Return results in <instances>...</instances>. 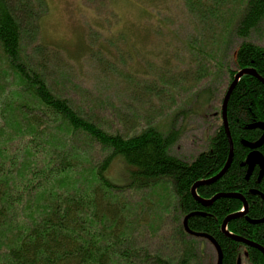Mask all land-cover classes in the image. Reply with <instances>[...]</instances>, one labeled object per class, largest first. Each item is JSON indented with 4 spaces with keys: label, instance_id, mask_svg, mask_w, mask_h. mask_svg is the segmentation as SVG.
<instances>
[{
    "label": "trees",
    "instance_id": "1",
    "mask_svg": "<svg viewBox=\"0 0 264 264\" xmlns=\"http://www.w3.org/2000/svg\"><path fill=\"white\" fill-rule=\"evenodd\" d=\"M129 1L141 10L140 41L113 50L140 52L163 69L171 58L184 66L198 42L215 48V57L234 42L229 59L235 69L228 66L227 85L244 67L264 79V47L247 40L263 22L264 0ZM45 6L44 0H0V264H192L194 236L184 231L180 216L171 220L166 212L172 196L182 217L190 213L188 227L218 243L221 264H236L243 251L245 262L264 264L257 247L221 231L222 220L242 207L240 199L224 196L204 206L191 195L196 181L216 174L226 162L229 142L222 124L191 160L168 152L174 131L164 135L153 126L127 136L109 131L93 114L110 110L112 117L113 107L83 101L70 90L78 85L48 77L54 70L50 63L55 67L62 59L48 48L54 46L41 42ZM97 30L88 33L87 45L83 35L77 55L113 65L106 57L113 40L106 37L114 33L101 37ZM256 121L264 122V84L243 75L227 104L231 162L223 175L197 186L196 192L203 198L241 193L245 212L226 228L264 247V221H249L264 216V199L252 192L264 194V175L258 180L254 168L246 178L241 164L249 151L241 141H255L262 133L247 127ZM65 134L72 135L60 141ZM93 145L100 148L98 159L89 154ZM258 149L264 158V141ZM68 174L74 179L69 181ZM165 179L171 182V195L122 197L125 189L147 191Z\"/></svg>",
    "mask_w": 264,
    "mask_h": 264
},
{
    "label": "rangeland",
    "instance_id": "2",
    "mask_svg": "<svg viewBox=\"0 0 264 264\" xmlns=\"http://www.w3.org/2000/svg\"><path fill=\"white\" fill-rule=\"evenodd\" d=\"M44 2L46 12L41 22V42L54 46L48 48L53 49L62 59L56 61L55 67L50 63L54 70L48 77L53 83L78 85L70 89L75 97L83 101L88 99L90 104L91 100L95 101L108 109L113 107L112 117L109 116L110 110L93 114L98 116L97 119L109 131L115 129L124 136L136 134L149 126L164 135L174 131L168 152L183 160H191L198 152L208 147L215 129L222 124L221 103L229 76L226 70L229 65L231 72L235 69L229 59L234 42L227 50L223 47L224 54L217 57L214 56L215 48L198 42L194 44L192 51L187 53L184 66L180 62L176 66L171 58L167 68L158 69L153 59L142 56L140 52L130 50L132 53L122 54L113 50L116 47L123 48V44H131L134 39L136 43L140 41L138 27L143 22L141 10L129 0ZM169 6L174 8L177 5L171 2ZM96 29L100 30L97 32L101 37H106L108 31L114 33L112 37L111 34L106 37V41L113 40L110 42L113 44L112 50L106 54L107 60H111L113 65L103 66V60L97 58L95 64L91 59H80L77 55L78 48L83 45V35L86 36L84 45H87L88 33ZM161 38L170 40L166 36ZM247 40L264 47V19ZM238 41L236 39L235 43ZM27 53L32 55L30 50H27ZM94 97H98V100ZM81 109L89 111L86 107ZM70 135L72 134H65L60 141L64 142ZM74 138L79 139L75 136ZM89 154L98 159L101 155L100 148L93 145ZM78 162L81 166L86 164L85 158L80 157ZM66 178L71 181L74 175L68 174ZM143 190L147 191L128 192L125 189L122 197L140 199L150 197L153 193L156 199H159L172 194L171 182L168 179L160 181L156 188ZM167 200L170 205L167 204L166 212L171 220L180 216V223L182 216L178 213L174 196L168 197ZM193 243L195 250L192 249V264L215 263L216 254L209 241L194 237ZM246 263L249 264L242 256V264Z\"/></svg>",
    "mask_w": 264,
    "mask_h": 264
},
{
    "label": "water",
    "instance_id": "3",
    "mask_svg": "<svg viewBox=\"0 0 264 264\" xmlns=\"http://www.w3.org/2000/svg\"><path fill=\"white\" fill-rule=\"evenodd\" d=\"M243 75L254 76L255 78H257L260 82H262L264 84V79L256 72V70L254 68L244 67V68L239 69L233 75L232 80L230 81L227 89L225 90V93H224L223 99H222V103H221L222 124H223V128L226 132L228 142H229V151H228V156H227L226 162L223 165V167L216 174L212 175L211 177L196 181L192 185L190 190H191V195L193 196L194 200L201 203L204 206L211 204L216 198L224 197V196L235 197V198L240 199L243 203V210L226 216L220 224L221 231L225 235L231 237L232 239H234L236 241H241L247 245L257 247L262 252V254L264 256V248L260 244H258L257 242H255L253 240H249V239L242 238L241 236L233 235L226 228L227 222L230 219L241 216L245 212L247 202L241 193H237V192L223 193V192H220V193L214 194L210 198H203L196 193L197 186L210 184L211 182L215 181L217 178H219L221 175H223L225 173L226 169L228 168V166L231 162L232 155H233V144H232V140H231V136H230V132H229V128H228V122H227V104H228V100H229V97H230L232 90L234 89L237 82L239 81V79ZM247 127L248 128H259L262 130V133L259 136V138L255 141H247V140L241 141L244 146H246L250 149V151L247 153L245 159L242 161V165H246V176H245L246 178H248V176L251 174L254 167L258 166V168H259L258 180H260L263 176V173H264V158H263V155L261 154V152L259 151L258 148H259V146H261V144L264 141V122L263 121H256V122L249 124ZM252 192L253 193H256V192L259 193L260 196L264 199V194L260 193L259 191L253 190ZM189 216H190V213L186 214L183 218L184 229L190 234H193V235L198 236V237H203V238H206L207 240H209L210 243L213 245L215 251H216V263L215 264H221L223 254H222L220 246L218 245V243L215 241V239L211 235H209L207 233L195 232V231L191 230L187 225V219L189 218ZM249 221L250 222L264 221V216L262 218H260L259 220H252V221L249 220ZM240 262H241L240 257H238L236 264H240Z\"/></svg>",
    "mask_w": 264,
    "mask_h": 264
},
{
    "label": "flooded vegetation",
    "instance_id": "4",
    "mask_svg": "<svg viewBox=\"0 0 264 264\" xmlns=\"http://www.w3.org/2000/svg\"><path fill=\"white\" fill-rule=\"evenodd\" d=\"M244 157H245V155L242 157V159H241V160H243V159H244ZM255 168L258 170V167H257V166H256Z\"/></svg>",
    "mask_w": 264,
    "mask_h": 264
}]
</instances>
